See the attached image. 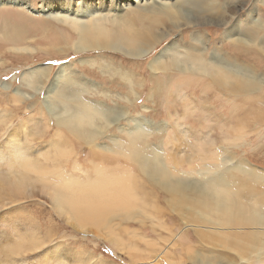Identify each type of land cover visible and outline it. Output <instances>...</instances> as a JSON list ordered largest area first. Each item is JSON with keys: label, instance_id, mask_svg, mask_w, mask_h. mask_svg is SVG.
I'll return each instance as SVG.
<instances>
[{"label": "rangeland", "instance_id": "rangeland-1", "mask_svg": "<svg viewBox=\"0 0 264 264\" xmlns=\"http://www.w3.org/2000/svg\"><path fill=\"white\" fill-rule=\"evenodd\" d=\"M181 1L179 4L183 3ZM66 2L70 1L0 0V151L7 152L6 139L14 133L17 140L28 141L25 144L29 147L27 155H40L37 156L42 167L52 169L59 165L65 174L61 173H69L78 182L89 183L95 178V172L110 176L112 181L113 177L123 179L126 176L149 217L125 222L115 218L112 223L115 242L112 238H97L94 233L80 232L55 212L40 188L41 182L37 179L41 176L38 178L36 172H31L29 177L35 176L30 180H37L33 195L16 202L5 194L1 195L4 199L0 197V204L2 200L4 205H0V264H209L204 262V256L215 260L214 264H264V256L258 252L241 256L218 242L225 239L218 235L222 233L240 236L253 233L261 238L263 229L250 225L218 227L190 221L185 216L187 210L182 214L180 210L169 208L170 193L156 186L131 157L136 152L147 158L158 154L167 160L169 171L194 184L203 183L202 169L208 173V169L213 172L229 170L225 177L232 182L233 192H241L250 199L259 198L242 192L239 184L244 181L251 186H264V181H249L234 173L242 167L264 176V120H257L250 114L244 117L249 107L256 108L254 95L235 97L220 89L207 88L196 79L206 83L208 78L174 68L169 79L163 72L153 71L151 65L154 58L171 45L176 56L183 57L191 51L235 67V62L225 61L230 49L238 46L230 44L228 30L233 25L239 26V31L252 26L251 20L264 23V0H202L208 7L216 3L224 9L217 14H197V8L193 15L191 6L184 3L181 8L188 11L187 20L192 23L197 18L199 23L191 26L185 24L184 18L174 24L158 16L146 18L142 21L144 29L148 22L156 19L160 23L157 32L161 35L150 48L146 47L147 55L140 58L127 57L116 50L76 51L73 47L77 40L75 30L53 18L58 13L47 12L55 5L72 9ZM166 2L175 4L177 0ZM83 4L78 0L72 10L78 7L80 14H94L92 18L113 19L128 14L114 12L107 2L102 6L96 1H92L93 5ZM222 18L224 24L217 21ZM142 24L137 15L128 22L137 32L144 31ZM106 27L115 29L108 24ZM172 55L170 49L166 50L164 58ZM253 62L261 64L262 70L246 67L243 63L238 65L244 67L242 72L264 78V55L259 53ZM61 72L60 81H55ZM55 82L57 89H53ZM65 93L76 95L81 103L97 111L115 115L112 119L116 120L106 125L94 118L95 136L81 141L56 118L70 112L82 113L73 106L78 105L74 99L64 98ZM174 104L178 106L177 114L184 117L176 120L170 115ZM258 111L264 109L259 107ZM137 131L146 135L141 132L140 136H131ZM173 134H177L176 142L172 140ZM178 144L179 149H176ZM174 149L178 154L182 151L183 156L192 157V163L184 158L178 163L177 158L169 159ZM175 150L172 153H176ZM61 151L69 154L64 157L66 159L59 156ZM202 152L206 160L200 158ZM189 164L194 165V169H190ZM1 170L5 171L2 163L0 173ZM56 175L57 172L49 178L56 180ZM184 195L194 198L191 192ZM195 224L203 226L199 229L191 226ZM33 242L35 245L38 242V248L33 247ZM17 243H28L25 247L29 252L9 255L11 246ZM155 252L164 254L150 262Z\"/></svg>", "mask_w": 264, "mask_h": 264}, {"label": "bare ground", "instance_id": "bare-ground-1", "mask_svg": "<svg viewBox=\"0 0 264 264\" xmlns=\"http://www.w3.org/2000/svg\"><path fill=\"white\" fill-rule=\"evenodd\" d=\"M69 1L71 3H66L68 5H72L73 9V6L75 5V3H77L78 0ZM79 1H82L84 3L83 5H85L86 3L88 5H93L92 1H96L101 6L107 2L109 8H114V12H119V14H121L124 11L128 12V14L126 13L127 15L118 16L116 18L111 17L113 19H107L104 16L92 18V15L94 14L85 13L86 11H84L85 14H80L78 11V7H76L75 10H72L71 7H64L62 5L56 7L55 4L57 3H53L55 6L50 7L47 12H51L52 14L58 13L55 14L53 18H55L61 24H68L75 30L77 40L75 42V46L73 45V47H75L76 51L97 49L112 51L116 50L131 58H140L146 56L147 54L145 53L148 51V48H150L151 43L158 41V36L161 35L157 32V26L160 23L156 19L155 21L148 22L146 25V29H144L145 25L142 24V21H144L146 18L158 16L159 18L165 19V21H171V24H174L175 22H178L179 19L184 18L185 24L191 26L199 23L197 18H194V22L192 23L187 20V18L189 17H186L185 15L186 13H188V11H184L183 7L181 8L184 3H188V5L191 6L190 13L192 15L195 13L194 9L197 8V14L200 12L220 13L221 10L224 9L223 5H218L216 3L214 4L217 7H208L202 3V0H183L181 1V3L183 2L182 4H179L180 0H177L175 4H169L166 2V0ZM214 7L216 8L214 9ZM60 11L67 13H62L61 15ZM146 13H148V16L144 15ZM135 15L140 16L141 24L143 27L142 30L144 31H134L128 25V22H130V18ZM222 19H218L217 21L224 24L225 21L224 19ZM250 23L252 26L245 27L240 31L239 26L236 27V25H233L228 30L227 36L230 40V44H235L238 46H233L232 49H230V53L225 58L226 60H224L227 61V63L229 61L235 62V67L227 66L226 64H224L225 62H222V60L218 61V59L215 60L213 58L209 59L208 57H201V54L191 51H187V53L183 57L176 56L173 47L169 45L168 47H166V49L163 50L161 54L154 58V60L152 61L153 64L151 65V69L155 72H163L165 74V77H169V79L171 78L170 71L172 70V68L177 69L182 73H198L203 77L208 78V82L206 83L203 82L200 78L196 79L197 81L202 82V86L204 85L207 88L209 86L210 88L213 87L216 89H220L222 92L225 91V93L234 95L235 97L240 94H242L241 96L254 95V107L256 108L249 107L247 110L248 113L246 115L244 114V117H249L250 114L251 116L254 115L255 119L257 120H264V111H258L259 107L261 110L264 109V78H257L248 73H244L241 71V69H244V67L242 68V66L238 65V63H243L246 67H259V69L262 68L260 66L261 64L258 65L253 62V58L258 56L259 53H262L264 55V23H262L261 20H251ZM106 24H108L110 27L114 26L115 29L112 30L111 28H107ZM70 27L68 29H71ZM169 49L173 53V55L169 56L168 58H164L165 51ZM254 61L257 60L255 59ZM62 75L63 72H61L59 76L57 75L58 77H56L55 81H58V79L60 81ZM53 89H57V83L54 85ZM174 89L178 90L176 87ZM64 95V98L71 97L72 99H74V103H78V105L73 106L78 108V110L82 113L75 114L70 112L66 113L64 117L57 115L56 118L58 119L59 124L67 127L69 131L75 134V136H79L81 141L84 139H91L95 136V129L97 130V127L94 124V118H97L99 121L106 125H110L116 120V118L112 119V117H115V115L111 116V113L97 111L95 107H89L81 103V100H79L78 98L76 99L75 97L77 96L74 94L65 93ZM71 102L72 101H70V103ZM177 107V104H174L172 111L173 113H170L172 117H176V120L184 117L183 115L179 116V114H177V111H175L177 110ZM236 118V121H238L239 118ZM141 132L137 131L131 136H140L143 133ZM13 135L10 133L8 135V138L6 137L7 139L5 148L7 152L5 153L3 151H0V164L2 163V167H4L5 170H3L4 172H2L1 170L0 173V197L1 195L5 194L12 202L26 199L27 196L33 195V188L35 185L34 183H36L38 180V182H41V184L38 183L40 184V188H42L43 193L49 198L53 209L60 217L63 218V220L67 224H70L80 232L94 233L97 235V238H112L114 242L117 241L115 233L113 232L114 226L112 225L115 218L125 222L132 221L137 218H142L141 220H145V218L149 217V215L146 214L145 209L142 207L144 204L137 201L138 198L131 188L132 186L130 185L129 178L128 180L125 179L126 176H124L123 179H119L120 177H113L114 181H112L110 176H105L100 172H95V178L89 181V183L78 182V180L74 179L69 173L64 175V170L58 168L59 165L52 169L51 167H42V165H40L41 163H39L40 160H38L40 159L38 157L40 155L37 154V156L35 154L36 156L34 155L33 157H31L32 154H26L29 150V147L25 144L28 141H26L25 143L24 139L21 142L19 139L17 140V137L15 136L16 134L14 136ZM176 135L177 134H173L171 136L172 140L175 142ZM19 138L22 139L21 137ZM232 140L234 141V139ZM17 141H20L21 143L19 142L18 144ZM170 141L168 143H171ZM24 145L28 148H25ZM178 146L179 144L177 145L176 149H179ZM66 150L68 151V149ZM172 152V155L168 157L169 159L177 158L176 162L178 163L179 159L184 158V161L192 163V157L183 156L182 151L180 152V154H178L179 152H177L176 150V153ZM95 154L98 153L96 152ZM46 155L48 156L47 153ZM67 155L69 154L61 151L59 156L63 157V159H66L64 157ZM200 155V158L202 160L207 159V156L203 152L200 153ZM109 156L112 155H105V157L108 158ZM131 157L133 161L139 166L140 170H142L144 173H147L149 178L156 186H159L166 192L170 193L172 197L171 200L168 201L169 208L180 210L179 212H181L182 214L185 213L183 212L184 210H187L185 216L189 218L190 221H197L201 224L215 225L218 227H245L250 225L264 230V186H251L244 181L240 182L239 187L242 188V192H248L259 196V198L250 199L246 198V196H243L244 194L241 192L232 191V182H230L228 178L226 179L227 176L225 177L226 172L229 170L213 172L212 170L208 169L209 173L212 174L208 177L209 173L206 170L202 169L201 174L204 177L203 183L194 184L192 182L186 181L183 177L176 176L171 171H169L166 166L167 164L165 163L167 162V160L165 159L164 161L162 156L158 154L147 158L136 152L135 154H132ZM46 158L48 160V157ZM102 159L107 160L106 158ZM181 162L182 161H180V163ZM189 166L190 169H194V165L192 166L191 164H189ZM74 168L76 169L79 167ZM31 172H36L38 178L39 176L41 177L37 180L33 179V181H31L30 177L35 176L36 174L35 173L34 175H30L29 177V173ZM55 172H57L55 178L56 180H51L49 177L54 176ZM61 172H63L64 174ZM234 173L240 174L241 176L239 177L245 178L249 181H264L263 175L256 174L252 170L244 169L242 167L239 170L235 169ZM185 192H191L194 198H186L187 196L184 195ZM178 201L180 203H178ZM1 204L3 205L2 200ZM177 206H179L180 208H176ZM195 225L191 226L197 229L203 226L198 224ZM218 235L225 238L223 241H218L220 245L233 248L234 251L236 253H239L241 256L245 253L257 252L264 256V236L259 238L253 233H246L244 236L236 234L227 235L223 233ZM34 243L35 242H33L32 244ZM37 243L36 245L34 244L35 246L33 245L34 248H38ZM24 244L28 247V243ZM25 245H23L22 243L12 245V249L9 250V255L18 254L21 251L24 253V251H27V247H25ZM40 246L41 245L39 244V247ZM27 252H29V249ZM161 253L162 252H155L154 260L152 259V261L150 262H155V258H160L164 254L162 253L161 255ZM203 258H205L204 262L206 263H216L215 260L206 258L205 256ZM203 258L201 259L202 261Z\"/></svg>", "mask_w": 264, "mask_h": 264}]
</instances>
